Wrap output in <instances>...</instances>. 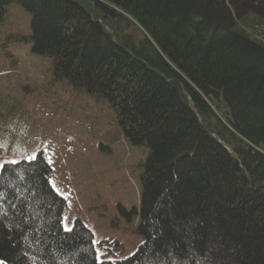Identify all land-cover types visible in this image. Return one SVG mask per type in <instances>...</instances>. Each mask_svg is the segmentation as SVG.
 Instances as JSON below:
<instances>
[{
  "label": "trees",
  "instance_id": "1",
  "mask_svg": "<svg viewBox=\"0 0 264 264\" xmlns=\"http://www.w3.org/2000/svg\"><path fill=\"white\" fill-rule=\"evenodd\" d=\"M14 5L31 14L32 51L51 60V82L104 98L130 144L150 153L145 241L120 262L97 261L82 223L63 230L66 201L42 152L5 164L0 259L264 264V0H0V24ZM123 15L141 39L107 31L104 19Z\"/></svg>",
  "mask_w": 264,
  "mask_h": 264
},
{
  "label": "rangeland",
  "instance_id": "2",
  "mask_svg": "<svg viewBox=\"0 0 264 264\" xmlns=\"http://www.w3.org/2000/svg\"><path fill=\"white\" fill-rule=\"evenodd\" d=\"M14 6L0 24V172L42 152L67 204L63 230L87 227L99 263L127 260L145 241L137 227L150 150L130 144L104 98L51 82V60L32 51L31 14ZM142 34L136 24L127 32Z\"/></svg>",
  "mask_w": 264,
  "mask_h": 264
},
{
  "label": "water",
  "instance_id": "3",
  "mask_svg": "<svg viewBox=\"0 0 264 264\" xmlns=\"http://www.w3.org/2000/svg\"><path fill=\"white\" fill-rule=\"evenodd\" d=\"M133 24L134 21L131 18L127 17L126 15L125 16L123 15L122 17L115 20L114 27L116 28V31L118 33L122 34L128 32ZM108 32H110V34H113L109 29ZM219 143L222 144L229 151H231V149L228 146H226L223 142H219Z\"/></svg>",
  "mask_w": 264,
  "mask_h": 264
}]
</instances>
